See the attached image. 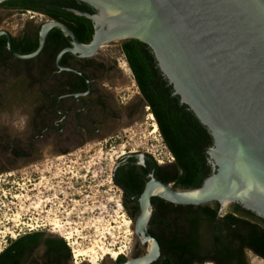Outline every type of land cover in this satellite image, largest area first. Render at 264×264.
I'll list each match as a JSON object with an SVG mask.
<instances>
[{
    "label": "water",
    "instance_id": "obj_1",
    "mask_svg": "<svg viewBox=\"0 0 264 264\" xmlns=\"http://www.w3.org/2000/svg\"><path fill=\"white\" fill-rule=\"evenodd\" d=\"M6 1L11 0L0 4ZM77 1L95 11L70 10L92 22L88 44L80 43L64 24L47 21L40 26L36 50L29 54L17 53L10 34L0 30L10 55L33 59L54 28L70 42L68 51L79 57L93 56L112 42L137 40L149 47L175 94L213 141L206 151L215 171L199 188L175 191L155 179L147 185V207H142L135 229L150 251L125 264H149L160 256L157 239L147 231L153 195L174 205L217 203L219 217L236 203L264 218V0ZM65 51L57 57L58 66Z\"/></svg>",
    "mask_w": 264,
    "mask_h": 264
},
{
    "label": "flooded vegetation",
    "instance_id": "obj_2",
    "mask_svg": "<svg viewBox=\"0 0 264 264\" xmlns=\"http://www.w3.org/2000/svg\"><path fill=\"white\" fill-rule=\"evenodd\" d=\"M21 8H26V10L22 11ZM63 9L67 10L66 12H70V10L86 11L76 7L63 8L61 5L54 3L53 0H11L0 4V11L2 12H20L22 15L26 12L34 13V16L28 17L30 22L21 27L17 36H12L7 31L12 37V46L13 40L18 37L19 42L21 40L32 43L35 40L38 41L40 26L47 21H56L51 14L59 13ZM35 15L41 16L43 19H39L37 23L36 20L33 21ZM29 23H33L34 26ZM90 41L82 44H88ZM128 42L127 40L118 42L115 50L117 57L113 58L112 62H107L99 54V50L90 57H79L76 53L68 51L71 44L63 33L61 38H57L54 42L50 41L49 44H46L45 40L42 50L33 59H15L10 55L6 46V49L0 55V59L4 57V60L7 55H10L11 58L5 60L7 66H22L25 73L34 74L44 79L38 84L39 92L42 95V103L37 108L40 113V120L38 121L41 125L32 129L35 136L25 150L16 149L20 153L27 154L28 157L25 158H29L35 153L33 151L34 142L40 138H45V134L53 136L55 141L53 148L56 152L68 153L69 149L74 146H81L85 141L109 137L113 131L122 130L121 127L125 126L126 123H135L140 118L153 122L151 126H155L158 130L165 151L158 152L156 150L158 153H155L150 149L129 150L119 156L113 170L114 184L124 189L120 193L126 216L135 226L136 220L142 214V202H146L145 190L153 179L168 185L175 191L188 190L184 188L187 171V167L184 166L185 159L179 153L178 157L172 149L175 145V139L170 137L168 142V139L161 134L159 125L162 121L158 117V112H160L162 106L168 105L167 103H170V106L178 112H184L186 115L191 110L187 106L185 107V104L180 101V97L175 94L172 85L160 71L154 54L149 47L143 46L141 50H134V46L127 45ZM64 50L66 51L59 58L58 66L57 57ZM128 54H130V57ZM139 63L146 68L144 75L147 76L148 80V83H142L141 85L132 70L133 66H137ZM4 66L6 65L0 64L1 68H4ZM121 74L128 76L136 90L135 100L128 104L119 100L121 97L114 95L111 92V87L107 84V82L116 80V76ZM46 82L51 83L45 84ZM194 118L192 124L194 132L185 139L182 138V140L191 150L190 156L198 169L202 185L203 181L215 171L213 162L206 151V148L213 146V141L210 137L209 145L206 144V128L200 124L195 116ZM123 137L115 136L117 139ZM112 138L109 137V140ZM116 144L119 143L116 142ZM13 148L10 146L8 151L11 152ZM185 157L187 161L190 160L188 156ZM206 171H208L207 175ZM150 203L151 208L147 209L149 214L147 231L157 239L160 246V256L149 264H186L190 259L188 247L185 246L183 251L180 252V248L176 246L177 241L182 238L185 239L188 233L190 206L174 205L157 195L150 197ZM163 235L169 236L172 240L171 245L168 247L163 246L160 241V237ZM148 246V242L143 244L142 236L137 233L132 238L129 251L122 256L124 260H115L103 264H125L128 260L142 258L149 253L150 248ZM44 249L45 245L42 242L32 251L30 257L20 264H45ZM247 252L264 260L258 253L246 249L244 252L246 264ZM181 253L182 262L177 263L181 259ZM200 258L201 261H194L192 264H214L210 259L207 261L208 259L204 254H200Z\"/></svg>",
    "mask_w": 264,
    "mask_h": 264
},
{
    "label": "rangeland",
    "instance_id": "obj_3",
    "mask_svg": "<svg viewBox=\"0 0 264 264\" xmlns=\"http://www.w3.org/2000/svg\"><path fill=\"white\" fill-rule=\"evenodd\" d=\"M29 16L0 11V29L17 36L21 27L30 22ZM39 19L43 18L35 15L33 21L38 23ZM117 44L102 46L99 54L112 62L117 57ZM41 80L44 81L40 76L25 73L22 66L0 67V252L20 235L43 232L64 239L70 248L71 264H91L85 258L74 259L72 250L96 242L121 252L119 256L126 255L132 245V221L126 216L120 190L113 182L114 166L119 156L129 150L164 152L158 130L152 133L153 122L140 118L113 131L111 140L106 137L85 141L68 153L56 152L53 136L45 134V138L34 142L31 157L14 159L8 147L25 150L34 139L32 129L41 125L37 110L42 103L38 89ZM107 84L123 103L135 100L136 90L128 76L121 74ZM116 135L124 137L117 139ZM126 221L130 224L126 225ZM54 222L60 227L55 229ZM115 260L100 258L97 264ZM246 262L264 264L250 252L246 253Z\"/></svg>",
    "mask_w": 264,
    "mask_h": 264
},
{
    "label": "trees",
    "instance_id": "obj_4",
    "mask_svg": "<svg viewBox=\"0 0 264 264\" xmlns=\"http://www.w3.org/2000/svg\"><path fill=\"white\" fill-rule=\"evenodd\" d=\"M53 1L63 8L76 7L86 10L85 12L88 11L87 13H95L90 6L77 0ZM21 10L24 11L26 8H21ZM66 11L63 9L59 13L51 15L56 21L63 23L72 30L80 43L90 41L93 35L92 22ZM59 37H62L61 31L55 28L51 29L46 37V44H49L50 41L54 42ZM18 38L13 40V47L17 53L28 54L37 48V40L33 43L27 40L19 42ZM127 41H129L127 45L131 44V46H134V50H141V47L146 46L137 40L130 39ZM5 46L6 39L0 37V55L6 49ZM128 55L130 57V54ZM3 58L0 59V64L7 65L5 60L11 58V56L7 55L4 60ZM132 70L140 85L148 83L147 76L144 75L146 68L141 63L137 64V66L134 65ZM161 99L163 98L161 97ZM167 104L162 106L160 112H158V117L162 121L159 125L160 132L168 139V142L170 137L175 139V145L172 149L178 157L179 153L185 159L184 166L187 167L188 172L186 171L184 188L188 190L199 188L201 178L198 169L194 160L191 159L190 148L182 140V138L185 139L194 132L192 127L195 119L194 115L191 111L188 115L184 112H178L174 107L170 106V103ZM206 132V144L209 145L210 136L207 130ZM10 154L13 158L28 157L27 154L20 153L16 148H13ZM185 156H188L190 160L187 161ZM207 174L208 171H206ZM189 209L188 233L185 239L182 238L177 241L176 246L180 248V252L183 251L185 246L188 247L190 259L186 264L201 261L200 254H204L206 259H208L207 261L210 259L214 264H246L244 259L246 249H251L264 259V219L257 217L236 203L232 204L221 217L218 214L219 205L217 203L196 207L190 206ZM44 237L46 236L43 232H30L20 235L14 240H10L7 246L0 252V264H20L23 260L29 258L32 251L42 242L45 245V264H69L71 262V252L64 239L58 236H47L43 239ZM160 241L166 247L172 243L171 238L166 235L160 237ZM180 258V261L177 260V263L182 262V253ZM120 260H124V258L118 256L116 261Z\"/></svg>",
    "mask_w": 264,
    "mask_h": 264
},
{
    "label": "bare ground",
    "instance_id": "obj_5",
    "mask_svg": "<svg viewBox=\"0 0 264 264\" xmlns=\"http://www.w3.org/2000/svg\"><path fill=\"white\" fill-rule=\"evenodd\" d=\"M156 131V127H153L152 133H155ZM157 193H161L160 191H158ZM147 204L145 202H142V207L143 210L147 207ZM126 225H129L130 222L126 221L125 223ZM53 227L55 229L59 228L60 226L54 222L52 223ZM132 238L134 237L135 234H140L137 229H135V226H133L132 224ZM142 236V234H140ZM13 237V236H12ZM92 246L90 247H85V248H80V247H75L72 250V256L74 259L76 258H85L87 260V262L91 263V264H97L98 259L100 258H106L109 257L113 260H115L116 258H118V256L120 255L121 252H117V251H113V250H109V249H105L102 247V244L99 243H93L91 244ZM149 247V246H148ZM150 248V247H149ZM98 252H100V256L98 255ZM76 263V262H74Z\"/></svg>",
    "mask_w": 264,
    "mask_h": 264
},
{
    "label": "built area",
    "instance_id": "obj_6",
    "mask_svg": "<svg viewBox=\"0 0 264 264\" xmlns=\"http://www.w3.org/2000/svg\"><path fill=\"white\" fill-rule=\"evenodd\" d=\"M27 15L34 16V13L32 12H26Z\"/></svg>",
    "mask_w": 264,
    "mask_h": 264
}]
</instances>
